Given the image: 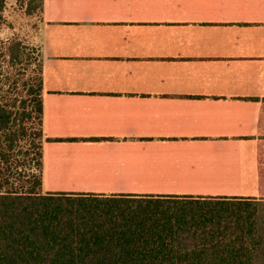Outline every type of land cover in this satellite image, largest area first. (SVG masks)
<instances>
[{"label":"crops","instance_id":"1","mask_svg":"<svg viewBox=\"0 0 264 264\" xmlns=\"http://www.w3.org/2000/svg\"><path fill=\"white\" fill-rule=\"evenodd\" d=\"M40 16L43 192L264 197V0H42Z\"/></svg>","mask_w":264,"mask_h":264},{"label":"trees","instance_id":"2","mask_svg":"<svg viewBox=\"0 0 264 264\" xmlns=\"http://www.w3.org/2000/svg\"><path fill=\"white\" fill-rule=\"evenodd\" d=\"M41 58L0 45V264H264V197L43 192Z\"/></svg>","mask_w":264,"mask_h":264},{"label":"rangeland","instance_id":"3","mask_svg":"<svg viewBox=\"0 0 264 264\" xmlns=\"http://www.w3.org/2000/svg\"><path fill=\"white\" fill-rule=\"evenodd\" d=\"M4 24L0 26V45L5 40L10 41L12 38L17 37L23 43L26 48V52L28 53V63L25 77H33L34 71L36 68V63L38 61L40 55V29L42 25V19L38 10L33 11L32 13H27L25 8L18 3L16 0H7L6 6L4 9ZM42 59V58H41ZM0 64L3 67L4 72L7 70L9 76H12L13 69L7 68V62L0 59ZM189 191L190 193L186 192ZM51 192H83L76 190H67V189H55ZM158 193V194H193L197 193L200 195H212V196H224L220 189L214 188H172V189H124L118 193Z\"/></svg>","mask_w":264,"mask_h":264}]
</instances>
